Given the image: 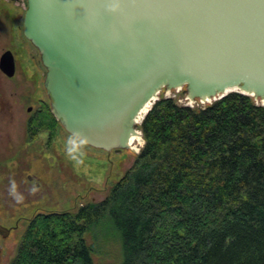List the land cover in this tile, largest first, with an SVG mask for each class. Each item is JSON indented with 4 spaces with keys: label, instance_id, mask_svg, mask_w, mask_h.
<instances>
[{
    "label": "trees",
    "instance_id": "1",
    "mask_svg": "<svg viewBox=\"0 0 264 264\" xmlns=\"http://www.w3.org/2000/svg\"><path fill=\"white\" fill-rule=\"evenodd\" d=\"M41 108L34 125H56ZM140 129L145 145L108 196L37 214L10 264H94L87 235L106 224L120 264H264V106L236 92L194 108L161 97Z\"/></svg>",
    "mask_w": 264,
    "mask_h": 264
},
{
    "label": "water",
    "instance_id": "2",
    "mask_svg": "<svg viewBox=\"0 0 264 264\" xmlns=\"http://www.w3.org/2000/svg\"><path fill=\"white\" fill-rule=\"evenodd\" d=\"M26 3L23 33L46 69L51 111L90 147L131 149L163 91L185 88L192 104L236 92L264 106V0ZM0 70L16 75L11 51Z\"/></svg>",
    "mask_w": 264,
    "mask_h": 264
},
{
    "label": "rangeland",
    "instance_id": "3",
    "mask_svg": "<svg viewBox=\"0 0 264 264\" xmlns=\"http://www.w3.org/2000/svg\"><path fill=\"white\" fill-rule=\"evenodd\" d=\"M26 8V0H0V58L11 51L16 61L14 78L0 70V225L10 230L5 237L0 235V264L13 260L37 214L77 212L90 202L104 200L145 145L140 129L143 121L137 126L142 136L133 137L131 149L107 154L87 146L79 164L66 155L69 135L64 129L58 128L50 141L47 135L29 138L27 126L32 114L28 109L35 112L50 102L43 85L46 69L38 50L23 33ZM161 97L193 108L214 102L192 104L187 101L185 88L163 91ZM87 241L94 246V264H120L119 239L110 224L96 229L94 238L87 235Z\"/></svg>",
    "mask_w": 264,
    "mask_h": 264
},
{
    "label": "flooded vegetation",
    "instance_id": "4",
    "mask_svg": "<svg viewBox=\"0 0 264 264\" xmlns=\"http://www.w3.org/2000/svg\"><path fill=\"white\" fill-rule=\"evenodd\" d=\"M31 43V42H30ZM32 44V43H31ZM41 60V59H40ZM16 62V61H15ZM42 63V62H41ZM44 67V66H43ZM15 77V76H14ZM14 77H12V78H14ZM43 85H44V82H43ZM46 91V90H45ZM47 93V92H46ZM47 96H48V94H47ZM48 99H49V102H50V98H49V96H48ZM50 105V104H49ZM44 110L45 109H43V108H41V107H39L35 112H34V110L32 109V108H29L28 109V112L30 113V114H32V116L29 118V123H28V135H29V138L30 139H33V138H37L38 136H42V135H47V139L50 141V140H52V138H53V135H54V133H56V131H57V129L58 128H62V129H64L61 125H60V123L58 122L56 125H48V126H46L45 128H43L42 130H40L38 127H36L35 125H34V122L35 121H39L40 120V117H41V114H42V112H44ZM50 111H51V105H50ZM51 113H52V111H51ZM53 114V113H52ZM54 116V115H53ZM34 128H36V129H34ZM65 130V129H64ZM35 132V133H34ZM68 135H70L69 133H68ZM114 151H117V150H114ZM114 151H112V152H114ZM111 152V153H112ZM107 153V152H106ZM110 153V154H111ZM108 154V153H107ZM0 235L1 236H6L4 233H0Z\"/></svg>",
    "mask_w": 264,
    "mask_h": 264
},
{
    "label": "clouds",
    "instance_id": "5",
    "mask_svg": "<svg viewBox=\"0 0 264 264\" xmlns=\"http://www.w3.org/2000/svg\"><path fill=\"white\" fill-rule=\"evenodd\" d=\"M65 144L67 157L77 164L83 163L82 158L86 155L85 149L89 145V139L80 132H74L68 136Z\"/></svg>",
    "mask_w": 264,
    "mask_h": 264
},
{
    "label": "bare ground",
    "instance_id": "6",
    "mask_svg": "<svg viewBox=\"0 0 264 264\" xmlns=\"http://www.w3.org/2000/svg\"><path fill=\"white\" fill-rule=\"evenodd\" d=\"M134 139H135V138H134ZM134 139H133V137H132V139H131V144H132V141H133ZM140 141L143 142V140H141V139H140ZM141 144H143V143H141Z\"/></svg>",
    "mask_w": 264,
    "mask_h": 264
}]
</instances>
